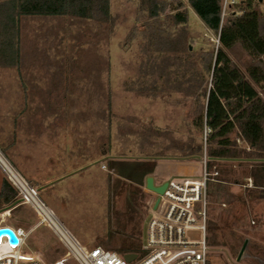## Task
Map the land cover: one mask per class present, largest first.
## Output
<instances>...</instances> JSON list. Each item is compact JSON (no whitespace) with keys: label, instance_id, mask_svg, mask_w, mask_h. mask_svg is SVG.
<instances>
[{"label":"rangeland","instance_id":"rangeland-1","mask_svg":"<svg viewBox=\"0 0 264 264\" xmlns=\"http://www.w3.org/2000/svg\"><path fill=\"white\" fill-rule=\"evenodd\" d=\"M177 11L188 14L184 28L166 20ZM111 13L105 24L21 18L19 64L0 66V146L84 246L143 255L147 209L158 196L146 189L145 178L134 181L142 171L133 176L131 167L205 145L194 119L205 104L201 93L211 84L209 65L219 43L188 0H168L160 17L150 16L148 0H111ZM232 57L245 71L249 56L235 48ZM108 161L128 166L133 180ZM233 165L241 180L222 182L227 192L209 201L207 222L226 234L235 228V235L228 234V244H209V264H264L254 248L264 247V195L251 200L247 168ZM3 179L0 172V190ZM37 222L19 198L0 208V223L29 230ZM208 236L213 240L210 229ZM35 252L48 261L66 254L45 225L22 249Z\"/></svg>","mask_w":264,"mask_h":264},{"label":"trees","instance_id":"trees-1","mask_svg":"<svg viewBox=\"0 0 264 264\" xmlns=\"http://www.w3.org/2000/svg\"><path fill=\"white\" fill-rule=\"evenodd\" d=\"M148 1L151 17H160L168 3V0ZM223 1L188 0L203 22L217 35L219 44L214 62L209 65L211 84L201 93L205 98L204 107L194 119L195 127L202 136L206 127L210 132L206 136L205 145L201 141L194 144L184 158L200 160L206 154L208 169L213 171L216 166L219 172L216 176L218 183L210 189L213 182L210 181L209 201L215 198L219 200L227 192L222 185L227 178L229 181L240 182L233 164L246 167L244 176L253 180L249 198L254 200L264 195V0H236L222 20ZM25 16H64L105 24L112 19L111 0H0V66H18L20 23ZM166 20L172 27L184 28L189 18L185 12L177 11L169 14ZM180 42L179 38L175 43L171 42L172 48L178 50ZM235 48L249 56L245 71L232 57ZM108 165L121 174L123 172L128 179L134 178L135 173L141 170L142 175L139 174L134 181L142 184L155 164L147 161L138 164L139 169L133 165L130 170L133 176L129 175L128 166L117 167L111 161H108ZM18 198L17 190L4 177L0 190V208L13 204ZM238 199L241 202L247 200L244 197ZM208 229L214 237L210 240L208 236L209 244H228V234L235 235V228H229L226 234L213 221ZM234 240L240 242L242 237ZM254 248L258 258L264 260V247L255 244Z\"/></svg>","mask_w":264,"mask_h":264},{"label":"built area","instance_id":"built-area-1","mask_svg":"<svg viewBox=\"0 0 264 264\" xmlns=\"http://www.w3.org/2000/svg\"><path fill=\"white\" fill-rule=\"evenodd\" d=\"M235 3L236 0L223 1L222 20L230 5ZM217 41L219 43L218 38ZM209 132L206 127L205 139ZM237 141L242 142L239 138ZM207 162L208 157L204 154L200 159L199 177L178 175L164 181L167 182L164 192L156 193L155 203L147 209L145 253H136L137 257L128 261L124 255L100 245L84 246L0 146V172L17 190L20 200L38 217L36 225L29 230L0 223V229L10 228L17 238V242H13L8 234L0 236V264H208V187L210 181H216L219 172L216 166L210 171ZM247 180L248 186H252V178ZM39 225L49 228L65 249L64 256L48 261L39 252L32 255L22 253L27 237ZM193 232H200V237L192 238Z\"/></svg>","mask_w":264,"mask_h":264},{"label":"crops","instance_id":"crops-1","mask_svg":"<svg viewBox=\"0 0 264 264\" xmlns=\"http://www.w3.org/2000/svg\"><path fill=\"white\" fill-rule=\"evenodd\" d=\"M155 161L156 163L153 171L149 172L146 178L152 175L156 185L162 184L166 179L173 176L186 175L196 178L201 175L200 160L184 158L183 156L173 158H157ZM248 178L250 177H246L245 179ZM157 180H159V183L156 182ZM249 187L252 188L253 185Z\"/></svg>","mask_w":264,"mask_h":264},{"label":"water","instance_id":"water-1","mask_svg":"<svg viewBox=\"0 0 264 264\" xmlns=\"http://www.w3.org/2000/svg\"><path fill=\"white\" fill-rule=\"evenodd\" d=\"M166 187H167V182H164L161 185H156L155 181H154V177L152 175H150L146 178L147 190H150V191L157 193V194H161L164 192ZM2 234H8L10 236V239L13 242H17V238H16L14 232L10 228H1L0 229V236ZM247 245H248V239H245V241L241 247V250L239 252L238 260H240V258L242 257ZM124 257L128 261H133L137 257V254L136 253H126V254H124Z\"/></svg>","mask_w":264,"mask_h":264}]
</instances>
